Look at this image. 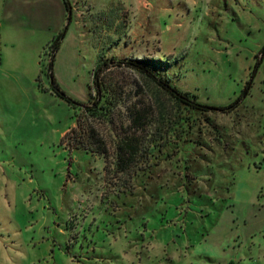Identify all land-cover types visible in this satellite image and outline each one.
I'll list each match as a JSON object with an SVG mask.
<instances>
[{"label": "rangeland", "instance_id": "rangeland-1", "mask_svg": "<svg viewBox=\"0 0 264 264\" xmlns=\"http://www.w3.org/2000/svg\"><path fill=\"white\" fill-rule=\"evenodd\" d=\"M70 3L59 29L23 23L0 41V264H264V0ZM113 57L158 59L209 107L160 95V112L154 87L112 70L124 102L93 122L109 143L127 104L152 106L125 171L63 143L79 108L51 91L91 102L93 70Z\"/></svg>", "mask_w": 264, "mask_h": 264}, {"label": "trees", "instance_id": "trees-1", "mask_svg": "<svg viewBox=\"0 0 264 264\" xmlns=\"http://www.w3.org/2000/svg\"><path fill=\"white\" fill-rule=\"evenodd\" d=\"M63 3L66 12L69 13L71 11L70 0H63ZM69 19L70 16H68V21ZM65 30L66 27L47 44L51 53L58 49ZM157 62L158 59L151 57H130L126 59H116L113 57L98 63L92 73L94 98L91 102L84 105L68 97L56 84L52 85V93L66 100L73 107L79 108L75 125L64 134L63 143L70 149H82L90 153L102 155L105 158L111 156L114 158L115 168L118 171H125L136 164V157L141 144V138L136 132L144 128L152 106L147 104L138 107L135 103L127 104L126 116L130 121L129 126L123 130L122 135L116 136L115 141H112V143H109L99 133L94 124L95 122H99V124L113 123L112 116L114 110L124 102L123 96L125 91L123 86L110 75V72L115 68L126 67L131 69L137 73L145 84L154 87V104L155 108L159 111L164 107L159 97L160 95H167L178 103L193 109L204 111L209 109L208 106L199 103L194 96L192 97L187 93L181 92L172 84L168 77L160 75L155 68ZM127 129H133V133H128Z\"/></svg>", "mask_w": 264, "mask_h": 264}, {"label": "crops", "instance_id": "crops-1", "mask_svg": "<svg viewBox=\"0 0 264 264\" xmlns=\"http://www.w3.org/2000/svg\"><path fill=\"white\" fill-rule=\"evenodd\" d=\"M66 9L63 0H0V41L17 38L20 25L26 23L27 29H58L64 23ZM8 36V37H7ZM3 50L0 48V80L4 77Z\"/></svg>", "mask_w": 264, "mask_h": 264}]
</instances>
